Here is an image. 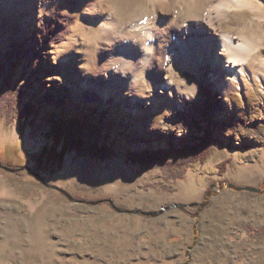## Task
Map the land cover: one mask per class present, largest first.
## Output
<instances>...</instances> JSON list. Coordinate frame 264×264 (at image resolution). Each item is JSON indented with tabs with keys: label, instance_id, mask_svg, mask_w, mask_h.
Wrapping results in <instances>:
<instances>
[{
	"label": "rangeland",
	"instance_id": "1",
	"mask_svg": "<svg viewBox=\"0 0 264 264\" xmlns=\"http://www.w3.org/2000/svg\"><path fill=\"white\" fill-rule=\"evenodd\" d=\"M90 1L0 0V264H264V22L250 24L248 9L222 21L235 43L252 41L240 84L199 49L173 66L162 50L150 69L108 57L144 38L89 26ZM107 1L148 16L144 0ZM173 16L182 26L181 4ZM51 21L55 36L39 44ZM124 63L139 75L123 84ZM52 117L83 127L58 136ZM204 133L214 144L203 161L131 157Z\"/></svg>",
	"mask_w": 264,
	"mask_h": 264
},
{
	"label": "bare ground",
	"instance_id": "2",
	"mask_svg": "<svg viewBox=\"0 0 264 264\" xmlns=\"http://www.w3.org/2000/svg\"><path fill=\"white\" fill-rule=\"evenodd\" d=\"M38 1L42 8L52 4H68V0ZM144 1L149 5L147 11L149 18L147 16L144 20L142 16L135 13L128 17L123 16L122 13L109 7L107 0L89 2L90 5L97 6L91 13L89 26L99 27L101 33L103 29H108L109 35L113 36L114 40H117L120 35L129 34L124 28H129L131 33H139L144 38L142 44L132 41L114 48L108 52V57L121 56L123 59L136 61L142 69H150L162 50L171 66L177 63L176 60L180 56L196 60L200 57L199 50H202L211 53L214 66H218L219 63L223 66L230 82L234 79L241 82L240 72L248 66L249 55L254 49L252 41L248 40L247 36H242L239 43H235L229 34L222 33L221 24L231 11L248 9L253 14V18L249 20L250 24L261 25L264 22V0ZM175 4H181L185 11V18L182 20V26L179 27L175 25L176 18L173 16ZM214 35L216 38H212ZM212 41L217 47L214 51L210 49ZM122 69L128 75V80L123 84L138 78L139 74L129 63H124ZM226 87H231V83H227Z\"/></svg>",
	"mask_w": 264,
	"mask_h": 264
},
{
	"label": "trees",
	"instance_id": "3",
	"mask_svg": "<svg viewBox=\"0 0 264 264\" xmlns=\"http://www.w3.org/2000/svg\"><path fill=\"white\" fill-rule=\"evenodd\" d=\"M56 31L54 22L42 23L40 28L35 31V41L39 44L47 45L55 36ZM2 70L3 66L0 61V73ZM50 120L52 121L53 132L58 134V136H72L75 125H78V127L81 128L83 127L79 125V122L74 121L71 118H61L64 122L57 121L55 117L50 118ZM193 125L194 128L197 127L196 122H193ZM92 129L95 128L92 127ZM213 144L214 141L210 136L204 133L198 144L186 145L179 149L169 147L167 150L140 151L131 154V157H133L134 161L144 167H150L151 165L179 167L188 163L205 160L208 157Z\"/></svg>",
	"mask_w": 264,
	"mask_h": 264
},
{
	"label": "water",
	"instance_id": "4",
	"mask_svg": "<svg viewBox=\"0 0 264 264\" xmlns=\"http://www.w3.org/2000/svg\"><path fill=\"white\" fill-rule=\"evenodd\" d=\"M3 169L4 170H6V171H9V172H11V173H13V172H15L16 170H14V169H9V168H5V167H3ZM237 191H241V190H246V191H251V192H253V191H255V190H253V189H251V188H235Z\"/></svg>",
	"mask_w": 264,
	"mask_h": 264
}]
</instances>
